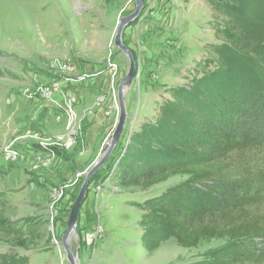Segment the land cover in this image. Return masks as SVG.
Instances as JSON below:
<instances>
[{
  "label": "rangeland",
  "instance_id": "rangeland-1",
  "mask_svg": "<svg viewBox=\"0 0 264 264\" xmlns=\"http://www.w3.org/2000/svg\"><path fill=\"white\" fill-rule=\"evenodd\" d=\"M134 7L135 0H0V205L16 207V228L25 235H46L30 248L0 242V264H70L63 235L71 209L86 177L84 171L98 159L115 129L113 123L89 148L83 146L87 128L83 126L79 143L84 154L77 153L81 148L77 145L70 150L57 146L53 155L39 141L48 138L45 142H52V137L63 133L66 120H56L47 111L37 121L35 102L27 96V88H32L27 77L39 71V81L46 83L45 62L53 58L86 66L113 58L119 63L122 79L130 62L114 40L119 20ZM227 19L264 41V0H178L164 20L148 18L140 26L139 18L126 28L127 44L132 42V28L141 29L142 37L139 34L136 39L140 38L146 51L133 50L138 70L126 95V127L108 161L93 175L80 208L70 240L79 264H220L217 255L233 252L234 246L226 239L203 240L196 247L184 248L167 235H156L162 243L154 251L143 246L140 220L146 206L167 200V189L186 176L171 177L145 191L116 186L131 137L141 140L139 149L152 162H172L181 160L177 151L181 135L194 140L205 136L191 125L196 119L177 104L179 99L222 125L245 97L264 100L263 71L229 43ZM94 96L84 92L75 107L83 101L90 105ZM115 114L117 120L118 111ZM34 133L38 134L34 153L3 159L1 151L8 144ZM42 168L48 170L46 174L55 173L56 182ZM78 172L83 174L77 178ZM202 196L194 194L187 200L195 203Z\"/></svg>",
  "mask_w": 264,
  "mask_h": 264
},
{
  "label": "trees",
  "instance_id": "trees-1",
  "mask_svg": "<svg viewBox=\"0 0 264 264\" xmlns=\"http://www.w3.org/2000/svg\"><path fill=\"white\" fill-rule=\"evenodd\" d=\"M225 28L232 47L260 66L264 75V41L232 19L225 21ZM218 62L224 69L223 61ZM262 99H242L231 116L229 112L230 119L222 121L224 125L179 99L177 104L196 119L191 125L205 134L196 140L181 135L182 144L177 146L181 160L152 162L139 149L141 140L131 137L123 157L126 163L116 178L118 188L145 191L171 177H187L167 189V200L146 206L140 220L145 248L160 247L162 241L156 235L170 236L184 248L196 247L203 240L226 239L234 248L231 254L215 257L220 264H264ZM194 194L203 196L192 203L187 199ZM15 214L14 205H0V242L23 248L39 245L46 235H25L16 228ZM47 239H51L50 232Z\"/></svg>",
  "mask_w": 264,
  "mask_h": 264
},
{
  "label": "built area",
  "instance_id": "built-area-1",
  "mask_svg": "<svg viewBox=\"0 0 264 264\" xmlns=\"http://www.w3.org/2000/svg\"><path fill=\"white\" fill-rule=\"evenodd\" d=\"M177 2L178 0H144L145 6L140 18L147 21H150L148 18L155 21L161 20L160 15L169 16ZM45 64L47 82L41 83L39 81V71L30 72L27 78L32 81V88H27V96L32 98L33 102L41 101L43 104L45 103V106L48 105L49 115H53L56 120L65 119L66 122L63 133L52 137V142H45L48 139L46 138L44 141H39V144L44 148H49L51 152H53L52 148L54 149L57 146L70 150L77 145L80 146L79 135L82 136L83 134L81 114L78 112V108L75 107L79 97L78 88H76L78 83L90 78L91 80L100 81V86L106 93L98 97V104L106 100L108 93L110 100L113 101L111 110L119 113L118 82L121 79L120 66L113 58H109L104 63L92 65L93 67H90L88 72H80L79 62L75 60L67 62L63 58H53L46 61ZM115 121L113 122L114 125H116ZM37 137L38 134L34 133L29 137L22 136L8 144L3 152L1 151L3 159L12 160L28 153H34L35 144L38 142ZM79 151L84 154L85 148ZM82 174V172H78L77 178ZM77 178L74 177L72 181L76 180L77 182Z\"/></svg>",
  "mask_w": 264,
  "mask_h": 264
},
{
  "label": "water",
  "instance_id": "water-1",
  "mask_svg": "<svg viewBox=\"0 0 264 264\" xmlns=\"http://www.w3.org/2000/svg\"><path fill=\"white\" fill-rule=\"evenodd\" d=\"M144 6V0H135V7L133 11L130 14L123 16L118 23L117 33L114 42L116 47H118L128 57L130 67L125 76L122 77L118 88L119 113L116 120L115 129L106 139L98 159L94 162L90 169L84 171L86 177L81 186L79 194L77 195V198L73 203L68 226L63 235V245L68 255L70 264H79L78 255L74 254L70 246V240L71 237L74 235L75 229L77 227L78 219L80 216V208L82 207L85 199L88 196L92 177L108 161V159L116 149L117 145L119 144L124 129L126 127V123L128 120L126 95L128 90L132 87L136 78L138 62L132 49V45L127 44L125 42L124 36L126 33V28L132 25L141 17L144 10Z\"/></svg>",
  "mask_w": 264,
  "mask_h": 264
},
{
  "label": "crops",
  "instance_id": "crops-1",
  "mask_svg": "<svg viewBox=\"0 0 264 264\" xmlns=\"http://www.w3.org/2000/svg\"><path fill=\"white\" fill-rule=\"evenodd\" d=\"M160 17L163 20L165 19V16L163 14H161ZM144 23H145V21L142 20V18H140V20H139L140 26L145 25ZM154 23H155V21H154ZM151 25H154V24H151ZM140 31H141L140 28L138 29V27L134 26L132 28V30L129 32V35L131 36V40H132L130 45H132L133 50H135V48H138V50L136 49L137 53L139 51L144 53L146 51L144 44H141L139 37L137 38L138 40L136 39L137 35H139V34L142 37V32H140ZM147 51L149 52L148 49H147ZM82 63L79 62L80 72H84L86 69H89L90 67L92 68L93 67L92 65H94V64H91V65L88 64L86 66V64H84V63L82 64ZM101 82H103V80H101ZM76 88H78V95L80 96V98H83L84 92H87V91H88V94H90L92 96L95 95L94 99L90 103V105L86 106L85 101L80 102L78 104V109L80 110V112L82 114V121H81L82 125L87 127L86 131H85V135L83 137L86 139L85 141L83 140L84 141L83 146L90 145L89 148L94 147L96 145L97 141L100 140L102 133L106 134L108 132V130H110L113 127V122L116 119V114H115V111L111 110L112 104H111L109 94H108V99L106 98V100L104 102H102L101 104H98V102H97L98 97L100 95H102L103 93H106L105 90L101 88L100 81H98V80H85L83 82L78 83V86ZM96 95H97V97H96ZM83 106H86V107L83 108ZM33 107H34V115L36 116L37 121L40 122L44 118V114L45 115L47 114L45 112L49 111L48 105L45 106V103L43 104V102L38 101V102L34 103ZM107 112H109V113H107ZM79 147H81V148H79L78 150L83 149L82 146H79ZM52 150H53V148H52ZM54 152L55 151L53 150V153ZM77 153L80 154V151H77ZM53 155H55V153ZM46 159L47 158L41 159L40 161H43ZM65 163H66V161H65ZM32 166H34V165L30 164V167H32ZM38 170L40 171V168ZM41 172L46 176L50 175V174L45 173V172H48V170L45 171V169H43ZM41 172H40V174H42ZM56 176L57 175L55 173L50 175L49 180L56 182V179H54V178H56ZM71 178H74V176H71Z\"/></svg>",
  "mask_w": 264,
  "mask_h": 264
}]
</instances>
